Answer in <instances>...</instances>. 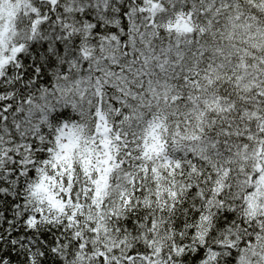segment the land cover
<instances>
[{
	"label": "snow or ice",
	"instance_id": "6c2138e0",
	"mask_svg": "<svg viewBox=\"0 0 264 264\" xmlns=\"http://www.w3.org/2000/svg\"><path fill=\"white\" fill-rule=\"evenodd\" d=\"M0 264H264V0H0Z\"/></svg>",
	"mask_w": 264,
	"mask_h": 264
}]
</instances>
